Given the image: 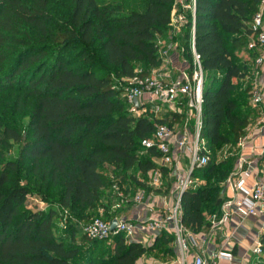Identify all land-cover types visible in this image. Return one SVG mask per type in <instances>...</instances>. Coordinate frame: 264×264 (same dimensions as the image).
I'll return each instance as SVG.
<instances>
[{
    "label": "trees",
    "instance_id": "16d2710c",
    "mask_svg": "<svg viewBox=\"0 0 264 264\" xmlns=\"http://www.w3.org/2000/svg\"><path fill=\"white\" fill-rule=\"evenodd\" d=\"M173 3L0 0V98L9 100L0 116V154L11 143L18 147L17 160L0 171V264H137L156 252L175 258L168 233L158 234L150 247L117 234L99 254L103 241L86 238L81 249L66 246L54 235L53 209L26 208L29 193L19 177L29 164L40 191L58 188L60 208L107 221L113 220L103 215L113 198L118 201L113 186L124 194L147 191L156 170L167 179L170 171L157 163L160 154L142 141L153 136L155 124L171 127L174 119L151 122L150 111L134 116L117 85L136 76V65L146 71L160 66L156 39L169 31ZM260 6L261 0H195L194 47L204 72L200 138L208 158L211 149L234 148L249 125L251 69L235 54L247 51L255 60L248 43ZM190 37L188 20L179 41L191 65ZM17 115L28 116L25 127L14 120ZM236 161L208 159L193 169L191 180L205 184L181 194V225L188 233L210 228L207 216L218 218L226 201L221 185ZM66 228L71 240L73 230ZM259 246L264 258V233Z\"/></svg>",
    "mask_w": 264,
    "mask_h": 264
},
{
    "label": "built area",
    "instance_id": "2783aa9c",
    "mask_svg": "<svg viewBox=\"0 0 264 264\" xmlns=\"http://www.w3.org/2000/svg\"><path fill=\"white\" fill-rule=\"evenodd\" d=\"M178 6L172 8L169 22V31L177 33L191 22V37H190V52L191 65L187 72H183L177 79L165 82L162 78L157 77H135L126 81V90L124 92L125 100L129 106V112L134 116L146 114V109L143 108V100L149 96L154 102L152 110L149 112L148 119L154 122L156 117L161 113L164 106H174L180 103H185L188 110V119L181 128L176 130L164 124H155L153 136L142 141V146L145 149L155 148L160 154L158 163L159 167L174 170L177 175L176 183L178 184L177 197L174 205L169 210L161 213H152V215L143 222L117 221L114 231L110 230L111 222L100 217L92 219L84 227V235L92 241H106L111 236L123 234L126 239L134 238L139 234L160 233L171 234L177 245L179 264H219L220 261H231L232 255L224 251H215L208 257L194 256L191 260L188 259L189 243H193V236L188 233L181 225V209L180 197L181 194L194 187V182L190 175L194 168H200L208 163V155L202 154L204 150V141L200 138L202 126L201 121V106H202V90L204 81V72L201 65L200 56L197 54L194 47V24H195V0H178ZM264 0H261L260 11L253 17L250 23V29L255 34L251 42V47L257 49L258 54L254 60L253 70L256 72V77L251 86V102L258 105L263 102L264 94L258 81V76L264 74ZM163 42H159L158 53L161 57L166 56L167 52L162 47ZM172 47L179 48L177 42H174ZM183 52V49H182ZM134 101L137 104H134ZM193 120L192 126L189 122ZM192 128V129H191ZM176 152L188 158V171L185 176L179 177L178 160ZM245 160L238 161V169L240 170L239 179L230 186L238 193L231 199L225 201L221 209V216L217 224H224L232 216L241 218L258 217L264 221V179L256 178L251 189H244V178L248 177L250 172L243 169ZM163 177L159 170L152 172L149 181V186L157 189L162 186ZM113 193L118 202L116 207L128 201L125 194L115 185ZM239 193L242 195L239 196ZM143 193L138 192L134 195V202H141ZM193 246V245H191ZM254 255H260L261 249L259 244L252 249Z\"/></svg>",
    "mask_w": 264,
    "mask_h": 264
},
{
    "label": "crops",
    "instance_id": "0c3cea01",
    "mask_svg": "<svg viewBox=\"0 0 264 264\" xmlns=\"http://www.w3.org/2000/svg\"><path fill=\"white\" fill-rule=\"evenodd\" d=\"M173 8V7H172ZM183 29L179 30L177 34L181 35ZM165 38V35L163 36ZM180 37L176 40L167 39L163 41V49L167 52L166 56L161 57V64L156 70V76L162 78L165 82H170L178 77L183 72H187L190 67L189 59L186 54L182 52L180 45L182 42L179 41ZM174 42H177L179 48L171 49ZM251 41L248 43V51L256 52L257 49L251 47ZM242 53V52H241ZM247 54V51L245 52ZM243 54V53H242ZM248 57V55H247ZM250 64V75L249 85L252 86L253 80L256 77V72L253 70L254 61L248 60ZM258 81L261 86V90L264 94V74L260 72ZM148 96L143 100V105L147 108H153L154 102L149 101ZM249 125L245 131V136L240 142L234 147L235 152L238 156L232 173L222 183V197L224 200L231 199L234 195H237L236 191L232 189L230 183L234 184L239 179L240 170L238 169V161L243 159L245 163L243 169L249 170L250 174L244 178V189L249 191L256 178L264 179V100L258 105H254L249 98ZM156 119L166 120L174 119L171 127L176 130L181 128L188 119V110L185 103H180L174 106H164L161 113ZM185 120V121H184ZM193 120L189 122V126H192ZM192 129V128H191ZM176 159L178 162L179 177H184L188 171V158L180 153L176 152ZM167 169V168H165ZM169 176L164 181V184L157 190L150 191L153 188H149L147 191L135 190L130 191L131 194H137L138 192L143 193V199L141 202H134L133 196L129 197L128 201L120 204L116 207L117 200L113 198L112 203L109 205L108 216L111 220H123L131 222H143L147 220L152 213H161L169 210L172 206L174 194H177L178 184L176 183L177 175L174 174V170H170ZM151 178V176H150ZM169 180V181H167ZM170 183V188L167 185ZM149 185V183H148ZM126 188V187H125ZM161 190V191H159ZM156 191V192H155ZM242 193H239V196ZM100 212V211H99ZM221 210L218 215L220 219ZM103 217H106L103 215ZM214 218V217H213ZM218 218L209 221L211 226L202 232L198 237H193V246L189 245L188 259L191 260L194 256H201L203 258L208 257L215 251H224L232 255L231 261H220L219 264H256L257 257L260 255H254L252 249L259 244V237L264 233V221L258 217H237L232 216L224 224H217ZM157 235L153 234H139L135 235L134 238L127 239L128 243H139L144 247H150ZM175 258L171 260V264H178L179 255L177 245L174 246ZM137 264H157L154 263L151 254L144 255L138 260Z\"/></svg>",
    "mask_w": 264,
    "mask_h": 264
},
{
    "label": "rangeland",
    "instance_id": "374dc122",
    "mask_svg": "<svg viewBox=\"0 0 264 264\" xmlns=\"http://www.w3.org/2000/svg\"><path fill=\"white\" fill-rule=\"evenodd\" d=\"M178 0H174L173 3V7L178 6L179 4L177 3ZM183 32V30H182ZM181 32V35H182ZM180 34H177L175 32H171L168 31L167 34H165V38H163V36H159L156 39V46L159 45V42H163L164 39H167L171 42V40H176L178 37H181ZM180 40V39H179ZM170 45V43H169ZM183 46L182 44L180 45V48ZM173 49V47L171 48ZM243 53V54H242ZM242 53L239 54H235L236 58L242 59L244 61H248L249 57H247L248 53L246 54L245 51H242ZM161 57V56H160ZM156 70L154 69L152 71H146L144 67L140 66V65H136L134 66V72L136 75H140L141 77L146 76V77H157L156 76ZM126 81L124 80L122 83H120L119 85H117L118 88H122L124 89V91L126 90ZM149 97V96H148ZM9 100H7L4 97L0 98V116H2V108H3V104L7 103ZM146 111H151V108H147ZM14 120L16 121H21L22 126H26L27 122H28V116H25V118L22 119L21 115H17L15 116ZM10 148L5 150L4 152H2V154H0V161H1V165H0V171L2 170L4 164L7 161H16L17 157H18V147L16 145H14L13 143L10 144ZM143 154V152H141V155ZM238 156L235 152V149L230 147V146H220L218 148L215 149H211L210 150V154H209V160L212 161H216V162H220L226 159H233V160H237ZM28 167L29 164L25 165L23 168L20 169L19 171V177L21 179V183L24 187L27 188V191L29 193L28 198H27V202H26V208L31 210V211H47L48 209H53L56 213L55 217L53 218V222H52V226H53V232L54 235L57 238L63 239L65 242V245L68 247H80V249L82 247H84V241H86V236L84 235V227L92 220H85L82 218H78L76 217L75 213H71L66 209L60 208V206H58L56 204V198L58 196V188L52 189L50 191H40L38 189V184L35 182V180L33 179V177L31 176V174L28 171ZM108 170H105V172L107 171H111L110 168H107ZM150 181V177L148 179V183ZM169 181V180H167ZM195 182V188L201 187L205 184L204 180H194ZM114 182H117V180H114ZM164 184H167L166 181H164ZM163 186V183H162ZM161 186V187H162ZM149 188H153L151 186L148 185ZM148 188V189H149ZM153 190H157L155 188L151 189L150 191L153 192ZM161 191V190H159ZM156 192V191H155ZM134 194H131L130 191L125 194V196L127 197V199H129V197L133 196ZM174 199L173 202L171 203L172 205L175 204L176 202V197L177 194H174ZM107 219H109V216H106ZM94 219V218H93ZM207 220L208 221H212L214 220V218L212 216H207ZM67 227V228H66ZM72 229L73 230V237L70 240V235L71 232L70 230L67 232L66 229ZM202 233V232H201ZM201 233L199 234H191L193 237H198ZM204 233V231H203ZM85 236V238H84ZM111 240L108 239L106 241H103L104 243L100 244L99 246V250H98V254L101 253V251L105 248V247H110L111 245ZM189 245H193V243H189ZM163 253H152V259L154 260V263L157 264H171V260H170V256H168L166 254V257H161ZM257 262L258 260H260V262L264 263V258L262 256H258L257 257ZM256 262V263H257ZM176 264V263H175ZM179 264V263H178Z\"/></svg>",
    "mask_w": 264,
    "mask_h": 264
},
{
    "label": "water",
    "instance_id": "95a60500",
    "mask_svg": "<svg viewBox=\"0 0 264 264\" xmlns=\"http://www.w3.org/2000/svg\"><path fill=\"white\" fill-rule=\"evenodd\" d=\"M134 104L136 105L137 102L134 101ZM263 169H264V167H263ZM116 225H117V221H116V220H113V221L111 222L110 230H111V231H114L115 228H116Z\"/></svg>",
    "mask_w": 264,
    "mask_h": 264
}]
</instances>
